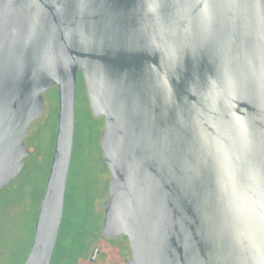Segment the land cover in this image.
<instances>
[{"label":"water","instance_id":"obj_1","mask_svg":"<svg viewBox=\"0 0 264 264\" xmlns=\"http://www.w3.org/2000/svg\"><path fill=\"white\" fill-rule=\"evenodd\" d=\"M37 3L31 26L41 45L2 114L16 140L0 186L30 152L24 138L45 112L43 93L58 87L52 159L23 264L53 259L79 70L91 113L104 116L112 177L102 232L128 234L125 264H264V0Z\"/></svg>","mask_w":264,"mask_h":264},{"label":"rangeland","instance_id":"obj_2","mask_svg":"<svg viewBox=\"0 0 264 264\" xmlns=\"http://www.w3.org/2000/svg\"><path fill=\"white\" fill-rule=\"evenodd\" d=\"M53 93V89L44 92V98H47L45 113L35 123L36 128L42 123V130L37 133L35 140L33 136L26 140L29 147L26 146L29 150L31 148V153L29 152L26 157L27 176L31 181V188L36 190L37 199L44 190L51 163L57 109L56 101L49 98ZM77 93V123L80 130L75 136L66 192V202L70 204V210L67 212L69 225L63 226L64 230L55 248L54 261L55 264H93L90 256L95 245L102 243L104 248L99 252L101 253L99 264H106L105 251L108 248L116 257L114 261L121 264L126 256V246L102 232L105 217L103 203L109 194V183L112 177L103 158L100 143L104 116L95 117L87 106L88 95L82 71L77 82ZM28 192H30L29 188ZM22 207L28 208V206ZM37 211V206L30 210L25 228L20 231L24 251L29 248L32 241ZM83 227L84 231H82ZM67 247L68 251H66Z\"/></svg>","mask_w":264,"mask_h":264},{"label":"flooded vegetation","instance_id":"obj_3","mask_svg":"<svg viewBox=\"0 0 264 264\" xmlns=\"http://www.w3.org/2000/svg\"><path fill=\"white\" fill-rule=\"evenodd\" d=\"M38 9L39 4L37 0H0V97L3 98V107H0V175L10 169L9 146L16 140H10L7 137L10 134L4 130L7 127H11V124L5 122L6 119L2 117V114L4 115L6 113V108L9 107L11 97L19 96L24 86L23 72L26 73V64L31 60V51L33 49L36 51L41 45V39L36 34V27L31 26V23H37L33 17L37 15ZM27 16L29 19L26 18ZM27 24L30 25L29 28H27ZM80 73L81 70L78 71V78ZM52 89L54 93L49 98L56 101L58 111V87L53 85L46 91ZM5 98L8 99V102H4ZM44 100L46 109L47 98H44ZM43 115L35 118L30 124L28 134L24 138L26 145L27 138L33 136V140H35L38 135L37 133L42 130L43 124L41 123L36 128L35 123ZM27 146L29 147V145ZM26 157H23V164L20 171L6 185L0 186V264H23L32 245L31 241L26 251L22 249L20 231L22 228H25L30 210L34 206L39 208L44 190L41 192L39 199H37L36 190L35 188H31V181L27 176ZM27 187L30 189V192H28ZM22 206H28V208L24 209ZM114 237V240L124 243L127 248L125 260L121 263L125 264L126 257L131 249L128 234L119 233L114 235ZM31 240H33V235ZM98 245L101 244L95 245L93 253L90 256L91 263L93 262V264H99L100 262V250L98 251L97 259H93L94 251ZM107 251L105 263L118 264L114 261V256L110 249Z\"/></svg>","mask_w":264,"mask_h":264},{"label":"trees","instance_id":"obj_4","mask_svg":"<svg viewBox=\"0 0 264 264\" xmlns=\"http://www.w3.org/2000/svg\"><path fill=\"white\" fill-rule=\"evenodd\" d=\"M87 106L90 110V107H89V101H88V97H87ZM82 107V104L80 102V108ZM91 111V110H90ZM56 112H57V109H56ZM78 108H77V105H76V117L78 118ZM56 115V113H55ZM56 118V116H55ZM79 128H78V123H77V120H76V133H75V136L77 135V133L79 132ZM55 133H56V124H55V131H54V138H53V142H52V151H51V159H52V153H53V148H54V141H55ZM49 170V169H48ZM48 172V171H47ZM70 204L68 205L67 202L65 201V211H64V218H63V222H62V226H61V231H60V234H59V238L61 236V232L62 230H64L63 226L65 225V227H67L69 225V222H68V217H67V212L70 210ZM85 227V226H84ZM84 227L82 229V231H84ZM59 241V239H58ZM69 248L67 247L66 248V251H68ZM56 251V250H55ZM55 256V255H54ZM54 256H53V259H52V263L51 264H55V261H54Z\"/></svg>","mask_w":264,"mask_h":264}]
</instances>
